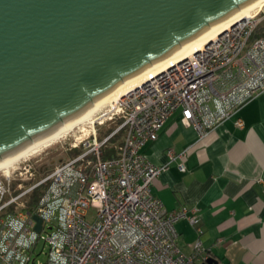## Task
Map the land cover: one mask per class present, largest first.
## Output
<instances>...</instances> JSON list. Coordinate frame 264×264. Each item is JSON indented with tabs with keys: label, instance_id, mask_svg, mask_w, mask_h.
<instances>
[{
	"label": "built area",
	"instance_id": "built-area-1",
	"mask_svg": "<svg viewBox=\"0 0 264 264\" xmlns=\"http://www.w3.org/2000/svg\"><path fill=\"white\" fill-rule=\"evenodd\" d=\"M257 14L120 98L107 117L95 119L91 134L69 144L80 150L73 157L45 173H37L26 161L8 174L0 173V264L205 261L207 252L199 238L190 254L178 245L180 220L202 234L196 209L188 213L164 208L151 193L164 167L152 164L141 148L176 110L203 138L264 90V30L254 37L261 20ZM105 119L121 122L101 139L96 126ZM235 124L242 127L243 122L237 118ZM120 131L124 137L115 154L102 158L104 147ZM168 154L171 159L184 157L172 150ZM179 169L184 170L181 161ZM33 216L41 219L38 232ZM39 254L46 256L44 262Z\"/></svg>",
	"mask_w": 264,
	"mask_h": 264
},
{
	"label": "water",
	"instance_id": "water-1",
	"mask_svg": "<svg viewBox=\"0 0 264 264\" xmlns=\"http://www.w3.org/2000/svg\"><path fill=\"white\" fill-rule=\"evenodd\" d=\"M253 1L0 0V160Z\"/></svg>",
	"mask_w": 264,
	"mask_h": 264
},
{
	"label": "crops",
	"instance_id": "crops-1",
	"mask_svg": "<svg viewBox=\"0 0 264 264\" xmlns=\"http://www.w3.org/2000/svg\"><path fill=\"white\" fill-rule=\"evenodd\" d=\"M123 137L115 134L104 150L115 154ZM168 150L184 157L171 159ZM141 153L164 167L151 186L164 208L197 211L200 236L187 220L176 223L184 253L199 238L217 264H264V90L203 138L174 111Z\"/></svg>",
	"mask_w": 264,
	"mask_h": 264
},
{
	"label": "bare ground",
	"instance_id": "bare-ground-1",
	"mask_svg": "<svg viewBox=\"0 0 264 264\" xmlns=\"http://www.w3.org/2000/svg\"><path fill=\"white\" fill-rule=\"evenodd\" d=\"M264 7V0H254L250 4L246 5L239 11L235 12L228 18L224 19L217 25L213 26L206 32L202 33L198 37L194 38L187 44L183 45L176 51L172 52L165 58L161 59L154 65L150 66L143 72L139 73L132 79L128 80L121 86L117 87L113 91L109 92L105 96L96 100L90 107H88L85 111L81 112L77 117L70 121H66L62 125L58 126L55 130L45 135L42 138H39L21 151L16 154L7 156L0 160V173L8 174L11 169L17 165L22 159H27L32 156H35L37 153L42 151L44 148L51 146L60 138L65 137L68 133L73 131L77 126L81 124L88 123L92 125L95 122L96 118H104L106 113L113 108H115L117 102L131 92L133 89L139 87L141 84L146 82L150 77L157 75L158 73L166 70L170 66L180 62L183 59L191 56L192 52L195 50L202 49L207 44L212 42L217 38V36L233 26L234 24L245 20L246 18H250L255 15V13L261 10ZM107 106L108 108L103 110L102 113L97 114L103 107ZM16 164V165H15Z\"/></svg>",
	"mask_w": 264,
	"mask_h": 264
},
{
	"label": "rangeland",
	"instance_id": "rangeland-1",
	"mask_svg": "<svg viewBox=\"0 0 264 264\" xmlns=\"http://www.w3.org/2000/svg\"><path fill=\"white\" fill-rule=\"evenodd\" d=\"M255 14H257L258 18H261L260 23L256 28V32L261 33L264 30V7L261 10L257 11ZM107 108V106L103 107V109H101L97 114L102 113L103 110ZM109 114L110 113L106 114L105 117H107ZM120 122V119H105L102 125L96 126L97 136L101 139L104 138L107 134L115 130L120 125ZM91 131V125H89L88 123L81 124L77 126L73 131L68 133L65 137L60 138L51 146L44 148L35 156L27 159H22L20 162H30L39 174L42 172L45 173L46 171H50L59 162L73 157L75 154L80 152V150L71 149L69 144L74 142V138H84L88 134H91ZM40 248L41 244H39L38 250ZM37 258L43 262L46 260V256L44 254H39Z\"/></svg>",
	"mask_w": 264,
	"mask_h": 264
},
{
	"label": "trees",
	"instance_id": "trees-1",
	"mask_svg": "<svg viewBox=\"0 0 264 264\" xmlns=\"http://www.w3.org/2000/svg\"><path fill=\"white\" fill-rule=\"evenodd\" d=\"M258 34L259 33L255 32L254 33V37L258 36ZM111 152L112 151H110V150H103L102 158H108V157H110L111 156ZM37 195H38L37 192L32 195V197H31V199L29 201V204H28L29 205V208L32 207L34 201L36 200Z\"/></svg>",
	"mask_w": 264,
	"mask_h": 264
}]
</instances>
